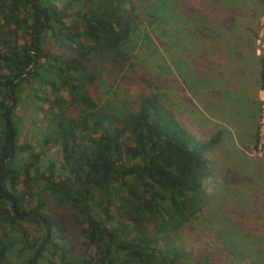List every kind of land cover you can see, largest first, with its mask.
<instances>
[{
	"label": "trees",
	"instance_id": "1",
	"mask_svg": "<svg viewBox=\"0 0 264 264\" xmlns=\"http://www.w3.org/2000/svg\"><path fill=\"white\" fill-rule=\"evenodd\" d=\"M168 1L0 0V264L193 260L180 231L208 209L209 155L225 131L193 129L163 92L100 103L101 78L124 66L121 47L142 29L160 38ZM23 85L48 123L33 146L12 120ZM52 149L57 160L40 166ZM43 197L67 211L80 248L42 213Z\"/></svg>",
	"mask_w": 264,
	"mask_h": 264
},
{
	"label": "rangeland",
	"instance_id": "2",
	"mask_svg": "<svg viewBox=\"0 0 264 264\" xmlns=\"http://www.w3.org/2000/svg\"><path fill=\"white\" fill-rule=\"evenodd\" d=\"M165 7H168V18L161 27L160 38L142 29L121 47L124 66L114 67L111 77L101 78L100 103L118 109L131 105L140 94L154 91L167 94L179 117L193 129L215 128L217 122L235 117L241 125L240 139L234 146L228 142L218 144L209 155L213 169L206 187L209 206L181 229L180 242L191 253L193 260L188 264H257V261L263 264L264 0H169ZM238 24L240 38L249 36L252 46L247 40L248 48L256 56L253 82L249 84L258 81L254 109L246 106L243 95L249 86L245 85L249 77L245 72L248 62L232 60L229 55L234 43L231 33ZM44 48L51 50L50 45ZM245 49L242 50L244 58ZM193 59H197L195 63ZM193 68L194 82L188 81L184 73ZM222 80L235 88L246 86L234 101L238 112L232 116L227 110L230 102L220 93ZM19 92L12 120L18 142L33 146L41 140L48 123L43 114L32 109L38 103L29 98V88L23 85ZM220 96L221 107L216 104ZM246 108L250 109L249 113L253 112L251 120L244 113ZM58 155L56 149L47 152L40 166L48 160L56 161ZM43 200L42 213L63 224L68 244L80 248L83 239L70 228L67 211L46 197ZM28 231L32 238L34 228ZM9 260L11 264L20 261L12 255Z\"/></svg>",
	"mask_w": 264,
	"mask_h": 264
},
{
	"label": "flooded vegetation",
	"instance_id": "3",
	"mask_svg": "<svg viewBox=\"0 0 264 264\" xmlns=\"http://www.w3.org/2000/svg\"><path fill=\"white\" fill-rule=\"evenodd\" d=\"M255 83H253V85L250 86L249 89V95L246 98V106L248 108H253L256 106L257 101L255 98V94H256V87L258 84V81H254ZM221 89H220V93L221 95H223L226 98V102H230L227 103L229 105V108H227L228 112L232 114H234L235 112H238V106L234 105V101L235 99H237L239 97V94L242 95V89L239 88H235V85H233L232 83H226L225 80H222L221 82ZM237 87V86H236ZM246 87V86H245ZM241 91V92H240ZM244 92V91H243ZM222 97H218L219 101L216 100V104L221 107L222 105H220V102H222L223 99H221ZM225 100V99H224ZM245 100V99H244ZM244 100L242 101V103L244 102ZM225 102V101H224ZM232 104V105H231ZM244 109V113L248 116L249 120H251V116L253 115L250 112V109L247 111V109ZM254 111V110H253ZM242 113V111H239ZM230 116V114H229ZM228 119H226L227 121H222V122H217V126L215 128L217 129H223L224 132V136L221 142H226V140L229 141L230 145L232 144V146H234L235 144H237V141H239L240 139V132H241V125L239 121H236L235 117L234 118H230L227 117ZM212 121V119H211Z\"/></svg>",
	"mask_w": 264,
	"mask_h": 264
},
{
	"label": "crops",
	"instance_id": "4",
	"mask_svg": "<svg viewBox=\"0 0 264 264\" xmlns=\"http://www.w3.org/2000/svg\"><path fill=\"white\" fill-rule=\"evenodd\" d=\"M238 26H239V24L238 25H234L235 31L233 32V30H232L233 33H231L233 35L232 39H233L234 43H232V47H231L232 50H229V55H231L230 57H231L232 60L239 61V62L243 61L244 63L248 62V65H246V67H245L246 68L245 72L247 74H249V77H247V79L245 80V85L247 86V85L250 84L251 81L253 82V80H252V71L254 70V61H255L256 56H255L254 50L252 51V49L248 48L247 40L249 42V45L252 44L250 39H248L249 36L247 37V39L246 38H243V39L240 38V35L238 34V32H239V29H238L239 27ZM243 31L244 32H249V29H243ZM234 37L239 38V40L238 41L234 40ZM245 40H246V42H244ZM242 48L243 49L246 48L245 51H244L245 55H246V57H245L246 59L244 58V55H243V52H242V50H243ZM196 60L197 59H193V63H195ZM184 73L186 74L188 81L190 79V81L194 82V80L196 79V77H195L196 76L195 75V69L194 68L193 69H187V71H185ZM180 76H182V75H180ZM249 87H250V85L248 86V90L247 91L245 90V87L242 88V90L244 89L246 91V92L244 91L245 94H243L245 96V98H247V95H249V92H250L249 91Z\"/></svg>",
	"mask_w": 264,
	"mask_h": 264
},
{
	"label": "water",
	"instance_id": "5",
	"mask_svg": "<svg viewBox=\"0 0 264 264\" xmlns=\"http://www.w3.org/2000/svg\"><path fill=\"white\" fill-rule=\"evenodd\" d=\"M41 14H43V13H41ZM5 117H7V113L6 112H5ZM6 124H7V127H9L7 119H6ZM37 217L39 219L40 225H42V227L44 228V232H45L44 242L42 244V246H44L45 243L47 242V239H48V236H49V230H48L47 224L43 221V219L40 216H37ZM28 264H30V263H28Z\"/></svg>",
	"mask_w": 264,
	"mask_h": 264
}]
</instances>
